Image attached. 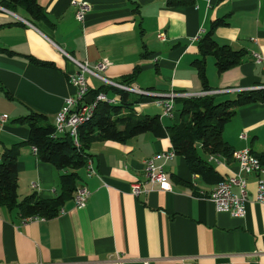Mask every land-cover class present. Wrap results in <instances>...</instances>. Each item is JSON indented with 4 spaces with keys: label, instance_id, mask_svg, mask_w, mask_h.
Wrapping results in <instances>:
<instances>
[{
    "label": "crops",
    "instance_id": "crops-1",
    "mask_svg": "<svg viewBox=\"0 0 264 264\" xmlns=\"http://www.w3.org/2000/svg\"><path fill=\"white\" fill-rule=\"evenodd\" d=\"M168 1L35 0L43 17L34 20L21 4L7 9L0 0L8 11H0V117H7L0 120V157L22 143L18 202L30 195L52 200L61 193V172L33 154L27 123L20 119L37 113L54 124L64 100L75 96L68 79L77 67L70 58L90 68L106 60L110 65L99 76L115 84L126 80L154 95L198 94L203 88L199 40L222 20L225 24L212 32L214 41L244 51L245 57L218 75L215 58L207 56V86L212 91L264 87V0H187L172 6ZM78 3L89 6L80 22ZM252 53L261 55V62ZM86 77L93 91L105 85ZM238 93L215 96L226 101ZM107 96L119 104V95L110 91ZM180 108L175 103L172 118L154 100L122 110L121 119L158 116L165 135L148 132L124 142H94L88 153L96 174L78 171V184L90 193L85 207L76 208L68 199L56 217L28 223L18 207H1L0 264H264V205L255 201L256 175L239 173L232 157L198 146L213 168L209 178L192 174L182 157L159 159L156 165L172 190L145 184V194L131 195L132 183L145 182L144 162L171 151L168 131L181 121ZM126 123L120 122L119 129ZM222 138L233 152L249 148L264 165V103L238 108ZM238 174L247 182L244 218L217 213L207 199L219 181Z\"/></svg>",
    "mask_w": 264,
    "mask_h": 264
},
{
    "label": "trees",
    "instance_id": "trees-1",
    "mask_svg": "<svg viewBox=\"0 0 264 264\" xmlns=\"http://www.w3.org/2000/svg\"><path fill=\"white\" fill-rule=\"evenodd\" d=\"M186 3L187 0L168 1V5L171 6ZM10 4H21L34 20L43 17L41 8L35 0H1V5L7 9ZM224 24L222 20L213 22L210 31L199 40L202 60L197 62V70L203 86L202 92L212 90L207 86L205 76L204 62L207 56L215 58L218 75L238 66L245 57L244 51H233L227 46H219L214 41L213 30ZM127 83L125 80L123 85L129 86ZM110 91L120 96L119 104L99 103L96 106L91 120L78 130L79 148L74 146L68 134L54 136V126L43 115L30 113L20 119V122L27 123L29 129L27 144L37 148L39 161L51 164L61 172L59 175L61 193L52 200H40L35 195H30L18 202L17 152L22 145L19 143L5 150L0 157V208L18 207L24 217L38 216L46 220L54 218L65 202L74 197L77 187L81 186L77 182L78 171L85 168L86 161L91 158L88 151L94 142H124L148 132L157 136L165 135L158 116L127 117L126 120L120 118L122 110L131 108L134 104L149 102L152 100L150 97L138 96L129 99L130 94L105 85L97 90H91L89 95L91 97L100 93L108 95ZM175 103L180 104L181 121L168 131L171 150L175 156L185 159L192 174L209 178L213 168L200 157L198 146L204 152L230 159L233 151L222 138L223 128L238 108L264 103V89L238 93L234 99L220 104H215L214 95L177 99ZM123 121L127 123L123 125V129H119V123ZM258 158L263 163V158Z\"/></svg>",
    "mask_w": 264,
    "mask_h": 264
},
{
    "label": "built area",
    "instance_id": "built-area-1",
    "mask_svg": "<svg viewBox=\"0 0 264 264\" xmlns=\"http://www.w3.org/2000/svg\"><path fill=\"white\" fill-rule=\"evenodd\" d=\"M76 12L75 18L77 21H82L85 14L89 11V6L85 3L75 4ZM0 11L8 12L5 8L0 6ZM159 39H163V35H158ZM252 57L256 63L261 62L262 57L257 53H252ZM70 60L76 65L77 72L71 75L68 79V83L75 89V96L68 97L64 100V104L60 111L56 114L54 119V136L68 134L72 139L76 148H79L78 142V130L85 123L89 122L93 116V112L99 103H107L115 105L118 103L116 99L109 98L107 95L100 93L95 97H91L89 92L91 91L87 81V75L96 77L102 80L105 85H108L117 90L123 91L135 96L150 97L158 105L163 108V115L172 118L174 111L175 101L177 99H190L203 96H215L218 93L223 92H246L251 90H260L264 87H254L251 89H230L222 91H207L198 94L189 93H176L170 91L166 95H154L148 91H143L137 87L127 86L122 84L112 83L101 76L102 73L107 70L110 63L106 60H102L96 63L93 68H90L87 63H80L70 58ZM91 97V102L88 104L86 98ZM6 116L0 117L1 122H5ZM241 139H245V134L241 135ZM34 155L37 156V148L31 147ZM175 157L173 151H169L164 154H157L144 162L145 182H134L130 185V193L133 197L137 198L141 194L147 192L145 184H149L156 190L170 192L172 187L168 182L167 176L162 169V166L156 165V161L159 159L169 161ZM233 160L237 163L239 173L245 175H256V203L264 205V165L259 158L253 154L249 148H244L240 151H235L232 154ZM85 170L87 177L94 176L95 170L93 168L92 161L88 159L85 164ZM246 180L239 174L236 176L228 177L227 179L219 182L215 188L207 196V199L213 204L217 213H227L233 218H244L246 215V205L248 202V193L246 190ZM90 197V193L83 185L78 186L73 197L74 207L83 208ZM59 212H63L62 208ZM45 219L38 216L26 217L23 219L24 223L32 221H44ZM122 264V263H121Z\"/></svg>",
    "mask_w": 264,
    "mask_h": 264
},
{
    "label": "rangeland",
    "instance_id": "rangeland-1",
    "mask_svg": "<svg viewBox=\"0 0 264 264\" xmlns=\"http://www.w3.org/2000/svg\"><path fill=\"white\" fill-rule=\"evenodd\" d=\"M130 98H134V95H130ZM225 101V99L224 98H222V97H218V96H215V104H220V103H222V102H224Z\"/></svg>",
    "mask_w": 264,
    "mask_h": 264
},
{
    "label": "water",
    "instance_id": "water-1",
    "mask_svg": "<svg viewBox=\"0 0 264 264\" xmlns=\"http://www.w3.org/2000/svg\"><path fill=\"white\" fill-rule=\"evenodd\" d=\"M91 100H92L91 97H87V98H86V102H87L88 104L91 102Z\"/></svg>",
    "mask_w": 264,
    "mask_h": 264
}]
</instances>
